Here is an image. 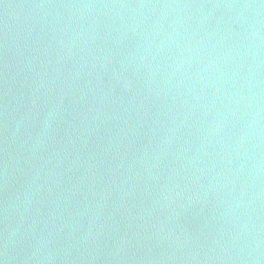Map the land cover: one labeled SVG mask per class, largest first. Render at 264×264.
I'll use <instances>...</instances> for the list:
<instances>
[{
    "label": "water",
    "instance_id": "1",
    "mask_svg": "<svg viewBox=\"0 0 264 264\" xmlns=\"http://www.w3.org/2000/svg\"><path fill=\"white\" fill-rule=\"evenodd\" d=\"M0 264H264V0H0Z\"/></svg>",
    "mask_w": 264,
    "mask_h": 264
}]
</instances>
